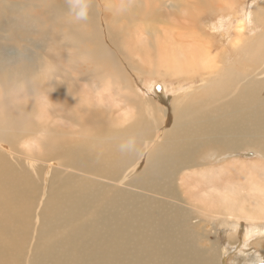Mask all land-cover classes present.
<instances>
[{
    "label": "bare ground",
    "instance_id": "bare-ground-1",
    "mask_svg": "<svg viewBox=\"0 0 264 264\" xmlns=\"http://www.w3.org/2000/svg\"><path fill=\"white\" fill-rule=\"evenodd\" d=\"M236 1L217 0L216 10H233ZM86 2L87 17L78 19L76 0H0V264L236 261L249 236L264 237V229L257 225L231 247L229 231L213 242L206 226L218 216L264 219V10L253 15L261 35L251 36L252 15L238 18L231 36L224 13L216 45L219 37L196 27L206 0ZM159 42L172 51L157 50ZM32 47L41 52L32 55ZM119 48L132 63L147 60L130 70L133 78L127 75L140 118L125 127L94 109L110 75L106 67L126 69L115 57ZM134 56L142 57L134 62ZM121 73L113 69V76ZM146 75L156 81L200 75V81L172 83L180 91L164 108L145 96L155 83ZM39 98L51 104L37 110ZM157 106L173 114L170 125L152 114ZM36 114L77 123L85 136L37 125ZM140 122L153 127L150 135ZM25 133L42 134L38 157L50 174L6 151ZM253 243L264 252V238ZM248 256L241 262L252 261Z\"/></svg>",
    "mask_w": 264,
    "mask_h": 264
},
{
    "label": "rangeland",
    "instance_id": "rangeland-1",
    "mask_svg": "<svg viewBox=\"0 0 264 264\" xmlns=\"http://www.w3.org/2000/svg\"><path fill=\"white\" fill-rule=\"evenodd\" d=\"M216 1L217 0H206L205 5H204V12L202 14L201 20L198 19L197 20V24H196L197 28H202V26H203L204 27V31H207L210 34L214 35L215 38L219 37L218 39H216V40H218V41H216L217 42L216 45H221L219 31H220V26L222 25V22H223L222 20H223V14L224 13H227L226 16H225L226 22H229V25L231 23L230 31H229L232 34L231 36L234 35V25L238 21V18L241 19V17H243V18L248 20V17L245 14L252 15L251 16V22L248 21V24H247V26H248L247 33L250 36L252 34L261 35L263 26L262 25H256L255 20L253 18V15H254V12H257L258 10H260L259 12H262V10H264V2H262L264 0H237L236 3H235L236 7L234 6L233 10L230 9V7H228L226 12L225 11L223 12V7L225 5H223L222 8L220 7L219 10H216V8H217V2ZM167 3H169L172 6H175V5H173L171 3V0H169V1L167 0ZM28 4H30V3H28ZM219 5H222V4H219ZM178 8L182 9L180 6ZM224 8H226V7H224ZM103 15L104 14L102 12H100L99 19H100V25L102 26L101 27V31L105 30L104 32H107V28H105L106 27V21L104 20V16ZM28 20L31 23H34V24L38 22L37 18L34 17L33 15H29L28 16ZM199 23H200V26H197V25H199ZM249 25H251L250 28H249ZM36 26H40V25L36 24ZM255 26H256V29H259V30L253 31V28ZM3 34L5 36H7L8 32L6 31ZM103 34H105V33H103ZM159 36H163V35L159 33L158 37ZM9 42H11L12 44H15V42L13 40H10ZM167 42H169V41H167ZM167 42H159L156 45L157 46V50H159V51L160 50L172 51L171 47L166 44ZM17 49L18 48L14 47V49L10 48L7 51L9 53H11V52L15 53V51ZM31 49L33 51V52L31 51L32 55H33V53L34 54H39V52H41L40 50H38V48L32 47ZM34 50H36V51H34ZM115 53H116L115 57H116L117 61L120 63V67H125V65L127 64L126 65V69H124V68H120L119 69L115 64L113 65V67L107 66L109 69H107V67H106L105 71H107L110 75L107 78H104L103 81L101 82V84L104 85L101 88V93H102V96H103L102 99L101 100H95V99H97V96L95 94H94L95 96H93V99L97 103V105L94 107V109L98 110L99 112H102V113L103 112L104 113H108L112 117L121 119L122 125L120 124L119 126L120 127L121 126L125 127V126H127L129 124H132V123L134 124L137 121L136 120L137 119L136 115H138V117L140 118V112L138 111V105L136 103V102H138L140 104V101H139L140 98H137L136 96H134L133 95V94H135L134 92H133V94H131V92H130L131 90H129V81L127 79V75L131 76L130 70L139 71L141 68H145L147 60H142L141 62H138V63H132L131 57H129V55L127 53H125L121 48L115 50ZM134 57L135 58L133 59V61L134 60L136 61V59H140L142 56L141 57L134 56ZM174 65L175 64H173V66ZM113 69H116L117 71L122 70L121 75L113 76ZM167 72H172V71L169 70ZM167 76H169L168 80L166 79V80H160V81H156L155 80V79H157L156 76H148V75H146V77H145V79L147 81L149 79H152L155 82L154 85H153L154 89L150 91L151 92L150 94H146L145 96H150L152 99L157 100L160 103V105L164 106V108L168 107V103H170V100L176 95L175 93L180 91V89H176L177 91L174 92L175 90L172 89V83H175V85H176V84L180 83L181 79L189 80V81H193V80H199L200 81V79H199L200 75L180 76V77H174V76H171V75H167ZM137 80H138L139 86L136 85V87L139 89V87H140V85L142 83V79L139 80L137 78ZM81 82H79V83H81ZM135 83H137V81ZM205 83H206V80H205ZM193 84L195 86L199 85V84H195L194 82H193ZM164 88H167L168 90L167 89L164 90ZM181 90H183V89H181ZM168 97H170L169 101L167 100ZM15 98L18 99V96H15ZM136 98H137V101H136ZM114 101H116L117 103L115 104ZM44 102L46 103V106H49L51 104L50 100H46L45 98H39L38 102H36V104H37L36 109L38 110V105H40V104H42ZM140 108H141V112H142L144 117H149L150 116L149 114L145 113L144 109L141 106H140ZM173 112H174V107H173ZM63 114H65V113H63ZM152 114L159 116L158 118H160L161 122L165 126L170 125L173 122V119H174L173 114L168 113V115H167V114L161 112L159 106L156 107L155 112L154 113L152 112ZM133 117H134V119H133ZM135 117H136V119H135ZM35 119L37 120L36 121L37 125L40 124V125H44V126L58 127V128L63 129V130L76 132V134L72 135L73 137H78V135L79 136H85L84 134L79 132V130H80L79 127L80 126L77 123H75V125H74V123H72L70 120H68V121H66V119H63V120L62 119H55V120L54 119L53 120L50 119V120H47V118L45 119V117L41 119V118H39L38 114H36V118ZM43 119H45V120H43ZM132 120L133 121L135 120V121L133 122ZM140 127H145L146 128L145 130H143L142 134H146V135H150L151 134V131L149 130V128H153L152 126H150V125L144 126L140 122ZM158 129H160V127ZM153 131L155 133H157L158 130L156 128ZM61 132L63 133L64 131H61ZM43 133L44 132L42 131V134ZM134 133L139 134L140 132L134 130ZM40 134L41 133H39L37 136L34 137L35 134H33V133H25L26 136H24L23 138L21 136H19L20 140L18 142H16L14 147H12V145H10V144H6V146H8V148H6L7 149L6 151H8V154L11 155V156H14V157H17V158H20V159L24 158L23 160L25 162H27L28 164H32L33 163V164H37V165L41 164V166L43 165V167H45V170H44L45 173L46 174H50L51 171L53 170V168L50 165H48V163L46 161H43L42 157H41V156H43L42 153H44V147H43V145H41L42 142H43V141H41L43 136H42V134L40 136ZM157 135H158V133H157ZM18 139L19 138H17V140ZM161 139H162V137L160 135V137L156 138L155 141H160ZM28 143H30V144H28ZM11 148H13V149H11ZM30 150L32 152H30ZM25 152H26V154H25ZM36 154H38V155L35 157ZM39 155H41L40 156L41 158L38 157ZM27 160H29V161H27ZM54 166L60 167V165H56V164H54ZM61 168H63V167H61ZM64 169H67V168H64ZM67 171H71V170L67 169ZM203 172L205 173L206 170L203 169ZM257 209H259V206L253 208V210H257ZM238 219L239 218H235V217L225 218L223 216H218V217L214 218L212 221H210L211 224H207L206 228L208 229V232L211 231V233H210L211 234L210 235L211 241L214 242L215 240H217L219 238L220 232H221L222 236H225L227 238V235H225V234H227V232L229 231V241H228L229 245H231V247H237L238 245H240L242 243V241L240 239L241 238L240 235L242 236L247 231H249V232L252 231L253 232L257 228V225H260V228L262 230L264 229V219L252 218L251 221L243 220V219L242 220H238ZM235 226L239 228L241 233H240V231H237V230H234V231L231 230ZM232 232H235V234L231 238L230 235H231ZM254 236H255L254 234L253 235L251 234L249 236L250 237L249 238V240H250L249 243L247 245H244L245 246V248H244L245 249V251H244L245 253L241 252V250H243V249H241L238 252V256H236V257L233 256V258L237 259L236 261H238V262H236L235 260H232L231 259L232 256H227L226 258L228 259V261H227L226 264H260L261 261H264V252H262L261 248L259 249V247L258 246L256 247V245H254V243H253L255 241V239H258V238L263 239L264 237L255 236V238H254ZM218 251H219V249H217V252ZM246 256H248L249 259H252V261H248L247 260V261L241 262V260H240L241 257L243 258L242 260H244Z\"/></svg>",
    "mask_w": 264,
    "mask_h": 264
},
{
    "label": "clouds",
    "instance_id": "clouds-1",
    "mask_svg": "<svg viewBox=\"0 0 264 264\" xmlns=\"http://www.w3.org/2000/svg\"><path fill=\"white\" fill-rule=\"evenodd\" d=\"M78 6L77 18L86 19L87 17V2L86 0H76Z\"/></svg>",
    "mask_w": 264,
    "mask_h": 264
},
{
    "label": "snow or ice",
    "instance_id": "snow-or-ice-1",
    "mask_svg": "<svg viewBox=\"0 0 264 264\" xmlns=\"http://www.w3.org/2000/svg\"><path fill=\"white\" fill-rule=\"evenodd\" d=\"M260 264H264V261H261Z\"/></svg>",
    "mask_w": 264,
    "mask_h": 264
}]
</instances>
